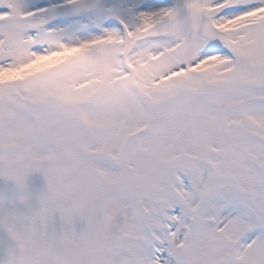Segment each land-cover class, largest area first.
I'll return each instance as SVG.
<instances>
[{
  "label": "snow or ice",
  "instance_id": "6c2138e0",
  "mask_svg": "<svg viewBox=\"0 0 264 264\" xmlns=\"http://www.w3.org/2000/svg\"><path fill=\"white\" fill-rule=\"evenodd\" d=\"M0 180V264H264V0H0Z\"/></svg>",
  "mask_w": 264,
  "mask_h": 264
},
{
  "label": "flooded vegetation",
  "instance_id": "af4514ba",
  "mask_svg": "<svg viewBox=\"0 0 264 264\" xmlns=\"http://www.w3.org/2000/svg\"><path fill=\"white\" fill-rule=\"evenodd\" d=\"M0 183H5L4 181L0 180ZM28 188L30 192L38 193L42 191L45 188V181L43 178V175L39 172H33L30 174L28 179ZM0 190H3L7 192L9 195H11L14 192V189L11 184H7L3 187H0ZM33 203L35 202V199L32 200ZM79 223L77 224V227H79Z\"/></svg>",
  "mask_w": 264,
  "mask_h": 264
},
{
  "label": "water",
  "instance_id": "95a60500",
  "mask_svg": "<svg viewBox=\"0 0 264 264\" xmlns=\"http://www.w3.org/2000/svg\"><path fill=\"white\" fill-rule=\"evenodd\" d=\"M9 183H11V182H7V183H0V186L7 185V184H9ZM32 204H33V206L35 205V203H33V201H32Z\"/></svg>",
  "mask_w": 264,
  "mask_h": 264
}]
</instances>
